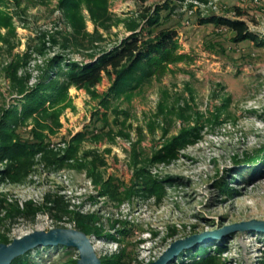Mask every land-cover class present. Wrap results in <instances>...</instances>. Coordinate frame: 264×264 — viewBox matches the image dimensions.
<instances>
[{"label": "rangeland", "instance_id": "rangeland-1", "mask_svg": "<svg viewBox=\"0 0 264 264\" xmlns=\"http://www.w3.org/2000/svg\"><path fill=\"white\" fill-rule=\"evenodd\" d=\"M170 1L177 6L171 12L162 11L166 17L165 25L176 29L177 52L188 58L170 64L169 70L161 78L145 84L142 92L135 95L131 102L119 104L120 108L129 110L131 114L128 122L132 127L126 128L130 138L117 136L114 143H83L85 149L95 147L102 151L110 147V152L105 154L107 164L103 170L104 178L114 177L119 183L128 184L132 177L129 166L131 146L140 135L137 126L143 129L138 149L143 155H151L163 142L160 128L150 133L146 127L148 120L156 118L158 103L166 99L171 105L189 104L194 116L190 124L195 123V113L199 112L204 125L199 138L179 150L176 158L151 167L153 173L170 179V183L165 184L161 199H133L118 205L98 196V190L85 171L69 167L54 171L40 163L36 164L24 182L0 179V195H5L11 202L17 200L21 207L27 200L38 205L46 194H51L62 196L64 202L69 204V210L83 213L99 211L105 228L109 226L108 219L129 220L136 229L130 237L123 239L121 245L112 239H97L95 236H91V239L99 257L124 249L132 264L139 261L146 264L155 260L176 240L242 221L264 220V160L260 159L255 164L243 162L247 154L254 155L260 150L264 153V46L256 47L248 41L234 43L229 30L199 23L202 17L211 14L233 17L234 13L228 9L236 5L245 11L241 18L249 29L264 40V0H219L216 9L208 7L203 11L195 9L185 0ZM107 2L110 16L108 27L95 24L84 8L86 31L91 37L85 41L80 39L84 46L80 45L78 50L71 46L65 52L67 57L78 62H89L91 56L97 57L102 52L113 50L132 33L129 29L131 26L138 24L137 31L140 30L145 9L152 12L155 6L163 5L167 0ZM8 6L17 31L18 46L14 53L23 52L27 43H33V38L40 32L50 34L70 30L58 8V0H21L20 7L12 2ZM190 9L192 13L188 12ZM47 46L45 56L31 61L32 83L39 73L37 65L54 56L55 52L62 51L50 42H47ZM9 59L8 52L0 49V107L14 100L2 70ZM110 83V78L104 76L97 90L105 92ZM69 94L75 109L66 108L60 117V129L53 134L47 133L49 146L55 151L63 150L69 138L83 130L97 107L98 101L91 100L84 89L72 87ZM215 114L219 116V121L213 117ZM158 118L161 120L162 116L158 115ZM181 126V121L176 119L167 137L176 134ZM23 134L29 136L27 132ZM221 180L228 181L236 192H222L218 185ZM54 227L75 228L68 215L55 220L48 213L39 212L34 218L8 220L0 225V233H6L12 241L35 230ZM215 243L227 245L221 255L225 264H263L262 231L227 233L217 239L194 243L189 249L211 244L213 250ZM31 251L33 257L51 263L69 258L60 248L39 246Z\"/></svg>", "mask_w": 264, "mask_h": 264}, {"label": "trees", "instance_id": "trees-1", "mask_svg": "<svg viewBox=\"0 0 264 264\" xmlns=\"http://www.w3.org/2000/svg\"><path fill=\"white\" fill-rule=\"evenodd\" d=\"M138 1L144 3L147 0ZM9 2L20 7L21 0H0V49L4 48L10 55L2 70L9 82L11 95L14 96L11 103L0 107L1 181L24 182L36 164L40 163L54 171L64 167L85 171L98 190V196L106 197L118 205L133 199H161L165 193V184L170 183V179L153 173L151 167L176 158L179 150L199 138L200 129L204 125L203 116L199 112L195 113V123L190 124L194 116L190 112L192 108L189 104L171 105L166 99L158 103L157 116L151 121L148 120L146 127L150 133H155L160 128L163 142L151 155H143L138 149L143 138V129L137 126L140 135L131 146L129 166L132 168V177L128 184L119 183L114 177L104 178L103 170L107 164L105 154L110 152V147L102 151L95 147L85 149L83 143H114L117 136L130 138V132L126 128L132 127L128 122L131 114L129 110L120 108L119 104L123 101L131 102L135 95L142 92L145 84L161 78L169 70L170 64L188 58L177 52V31L165 25L166 17L162 15L163 10L171 12L177 4L167 0L163 5L155 6L152 12L145 9L141 16L144 22L140 30L137 31L138 24H134L129 28L132 33L118 47L102 52L97 57L91 56L89 62H78L67 57L65 52L71 46L78 50L80 45L84 46L80 39L85 41L91 37L86 31L83 9L88 11L95 24L108 27L110 16L107 0H58V8L70 30L50 34L40 32L33 38V43H27L23 52L16 53L13 50L18 46L17 31L14 16L8 10ZM228 11H232L234 16L211 14L202 17L199 23L229 30L234 43L248 41L256 47H263L264 40L252 32L241 18L245 11L236 5L231 6ZM47 42L58 46L62 51L55 52L54 56L37 65L39 73L32 83L31 61L45 56L49 48ZM104 76L109 77L111 83L105 92L100 93L97 86ZM72 87L84 89L91 100L98 101L97 107L83 130L72 135L63 150L55 151L49 146L47 133L53 134L60 129V117L66 108L75 109L69 94ZM158 115L162 116L161 120ZM213 117L219 121L217 114ZM176 119L181 121L182 126L176 134L167 137L171 124ZM24 132L29 136H25ZM260 159L264 160L262 150L254 155L247 154L243 162L255 164ZM218 185L226 194L236 192L226 180H221ZM39 212H46L55 220L68 215L75 228L97 239H112L120 245L136 229L135 224L129 220L119 219H108L110 223L105 228L99 211L83 213L69 210V204L64 202L62 196L46 194L42 203L37 205L27 200L21 207L17 200L11 202L5 195H0V225L19 217L34 218ZM0 242L9 244L11 241L6 233H0ZM214 245L213 250L211 244L194 246L169 264H225L221 255L226 251L227 245ZM44 248L63 249L69 258L63 262L51 263L33 257L32 251H28L16 257L10 264H77L78 252L72 247L50 245ZM100 259L101 264H132L124 249ZM138 264L144 263L139 261Z\"/></svg>", "mask_w": 264, "mask_h": 264}, {"label": "water", "instance_id": "water-1", "mask_svg": "<svg viewBox=\"0 0 264 264\" xmlns=\"http://www.w3.org/2000/svg\"><path fill=\"white\" fill-rule=\"evenodd\" d=\"M257 230L264 232V220L252 219L242 221L222 229L192 235L172 242L159 256L146 264H169L194 243L205 239H217L227 233L240 234L244 231ZM62 245L72 247L78 252L77 264H101L91 236L77 228L54 227L49 230H35L22 237L13 239L9 244L0 242V264H10L16 257L39 246Z\"/></svg>", "mask_w": 264, "mask_h": 264}, {"label": "built area", "instance_id": "built-area-1", "mask_svg": "<svg viewBox=\"0 0 264 264\" xmlns=\"http://www.w3.org/2000/svg\"><path fill=\"white\" fill-rule=\"evenodd\" d=\"M219 0H206V2H203L201 0H185L186 3H191L195 9L200 10H207L208 7H212L213 9L217 8V2ZM257 1V0H255ZM189 13H192V10H188Z\"/></svg>", "mask_w": 264, "mask_h": 264}]
</instances>
